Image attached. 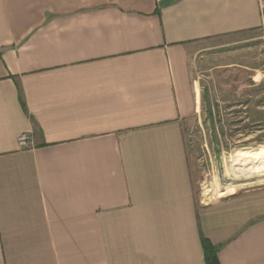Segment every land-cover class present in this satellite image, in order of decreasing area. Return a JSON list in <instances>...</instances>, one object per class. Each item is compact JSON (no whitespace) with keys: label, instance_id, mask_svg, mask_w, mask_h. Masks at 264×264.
Segmentation results:
<instances>
[{"label":"crops","instance_id":"obj_1","mask_svg":"<svg viewBox=\"0 0 264 264\" xmlns=\"http://www.w3.org/2000/svg\"><path fill=\"white\" fill-rule=\"evenodd\" d=\"M261 27L257 0H0V264H205L201 237L264 264V192L199 206L182 127L196 45Z\"/></svg>","mask_w":264,"mask_h":264},{"label":"rangeland","instance_id":"obj_2","mask_svg":"<svg viewBox=\"0 0 264 264\" xmlns=\"http://www.w3.org/2000/svg\"><path fill=\"white\" fill-rule=\"evenodd\" d=\"M193 57L197 113L182 127L198 205L264 192V26Z\"/></svg>","mask_w":264,"mask_h":264},{"label":"trees","instance_id":"obj_3","mask_svg":"<svg viewBox=\"0 0 264 264\" xmlns=\"http://www.w3.org/2000/svg\"><path fill=\"white\" fill-rule=\"evenodd\" d=\"M201 245L205 264H219L217 259V248L204 237H201Z\"/></svg>","mask_w":264,"mask_h":264},{"label":"built area","instance_id":"obj_4","mask_svg":"<svg viewBox=\"0 0 264 264\" xmlns=\"http://www.w3.org/2000/svg\"><path fill=\"white\" fill-rule=\"evenodd\" d=\"M261 17H262V27L264 26V0H257ZM18 146L21 149H26L31 146V140L27 134H22L18 138Z\"/></svg>","mask_w":264,"mask_h":264},{"label":"water","instance_id":"obj_5","mask_svg":"<svg viewBox=\"0 0 264 264\" xmlns=\"http://www.w3.org/2000/svg\"><path fill=\"white\" fill-rule=\"evenodd\" d=\"M227 181H229V179H227Z\"/></svg>","mask_w":264,"mask_h":264}]
</instances>
